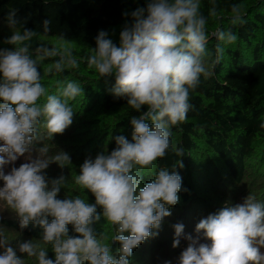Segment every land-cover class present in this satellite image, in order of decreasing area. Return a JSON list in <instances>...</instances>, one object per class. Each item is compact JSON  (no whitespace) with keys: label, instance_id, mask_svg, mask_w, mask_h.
I'll return each mask as SVG.
<instances>
[{"label":"clouds","instance_id":"clouds-1","mask_svg":"<svg viewBox=\"0 0 264 264\" xmlns=\"http://www.w3.org/2000/svg\"><path fill=\"white\" fill-rule=\"evenodd\" d=\"M209 3L205 15L202 0H148L146 7L131 12L119 46L102 30L96 46L79 58L63 34L53 43L45 39L50 20L40 33L23 27L17 10L9 9L5 23L12 34L3 43L12 47L0 48V212L13 214L21 230L31 224L43 231L39 239L21 242L20 233L0 224V264H131L133 250L158 235L170 208L180 203L177 169L184 167L185 153L173 143L172 129L186 121L201 77L214 75L224 46L237 41L232 27L246 22L243 5L235 3L232 27L209 32V19L219 16L217 0ZM210 37L217 41L213 49ZM34 39L39 46L33 47ZM81 63L99 78L114 77L111 94L140 115L130 119L131 140L116 136L110 153L87 157L79 174L71 176L75 188H70L69 177L47 176L53 163L61 169L72 165L70 155L53 151L49 142L73 123L71 102L83 95V88L76 80L57 79L52 92L43 81L79 69ZM169 150L177 159L170 167H157ZM20 157L25 162L16 167ZM145 170L152 179L142 184ZM61 189L67 190L63 199L58 198ZM101 220L106 230L98 231L94 226ZM172 227L173 248L182 238L188 241L178 264H264V202L255 195L202 218L196 237L184 234L183 223ZM201 232L211 243L199 242ZM113 242L120 245L115 255Z\"/></svg>","mask_w":264,"mask_h":264},{"label":"trees","instance_id":"trees-1","mask_svg":"<svg viewBox=\"0 0 264 264\" xmlns=\"http://www.w3.org/2000/svg\"><path fill=\"white\" fill-rule=\"evenodd\" d=\"M235 3L243 5L246 22L232 27L229 16L231 5ZM210 6L209 0H202L201 10L205 15ZM141 7L146 5L137 8ZM217 7L219 16L209 19V32L217 27H232L238 39L234 44L224 46L223 59L216 66L214 75L207 79L201 77L200 87L191 93L192 108L186 121L172 129V141L184 149L185 155L182 157L184 167L177 169L182 177L180 203L171 207V213L185 209L182 213L187 220L185 225L209 214L207 209L203 210V198L197 194L205 193L216 201L231 199L230 189L241 184L247 175L249 161L264 144V127H261L264 123V0H217ZM10 8L17 10L16 18L23 27L43 33V22L50 20V32L46 38L56 39V35L63 34L71 43L86 44L90 48L96 46L100 31L108 33L111 28L131 23V15L123 0H0V21L4 24ZM39 43L34 39L33 47ZM216 43L210 37L209 49H213ZM69 75L64 71L55 78L64 80ZM108 78L112 83L103 92L99 107L114 114L108 145L110 153L116 148L115 137L122 135L127 121L140 113L128 108L125 99L111 94L109 90L115 80L114 77ZM94 83L98 84V81L94 79ZM176 159L169 150L167 157L158 161L157 167H170ZM69 167L73 171L75 165L72 163ZM145 172L142 180L147 184L152 176L148 170ZM220 186L229 190L222 192ZM87 193L88 202L94 203V196ZM0 222L21 230L18 219H2ZM94 227L98 231L106 229L103 220ZM164 228L174 231L172 225L163 224L161 229ZM42 231L39 226L31 224L21 230L30 239H39ZM69 234H74L70 225ZM48 257L54 259V254L49 251ZM141 262L145 263L144 259Z\"/></svg>","mask_w":264,"mask_h":264},{"label":"rangeland","instance_id":"rangeland-1","mask_svg":"<svg viewBox=\"0 0 264 264\" xmlns=\"http://www.w3.org/2000/svg\"><path fill=\"white\" fill-rule=\"evenodd\" d=\"M126 3L129 14L135 11L139 5H146L147 0H123ZM123 28V25H119L115 28H111L108 31V37L115 42H120V32ZM11 30L7 27L6 24L0 21V48H11V45H6L3 43L4 39L11 35ZM49 43L55 42L54 38H45ZM75 54L77 57H82V53H87L90 48L88 45H78L71 43ZM49 61H45V66ZM42 73V67L39 69ZM67 71V70H65ZM70 73L68 79L76 80L82 85L83 95L77 97L75 101H72L73 109L75 111L73 117V123L65 130L61 135H55L54 139L50 141L52 145L55 146V150H63L68 153L71 158V162L75 165L74 170L72 171L70 167H65L61 169L57 164L53 163L46 169L47 176L49 178H57L60 175H65L70 179V188H75L71 184V176L79 174L80 165L83 161L91 156L95 158L98 153L107 152L108 145L111 141L110 130L114 123L113 113L104 111L99 107L101 96L103 92L110 87L112 83L111 78H99L94 71L87 69L86 63H81L80 68L76 70L67 71ZM94 79L98 81V84L94 83ZM57 80L55 76L45 77L43 83L46 87H49L52 92H55L54 82ZM60 80V79H59ZM132 126L130 120L127 121L125 128L122 131V135L131 140ZM36 154L33 153V156ZM25 162V157H20L15 161V166L19 167L21 163ZM12 165L6 167L5 171L10 170ZM142 184L145 182L142 180ZM3 185V182L0 181V186ZM225 192L226 189L224 186H220V191ZM66 189H61V192L58 195V198L63 199L66 195ZM232 194H230L231 199H235L233 202L230 200L226 201H216L206 195L205 193L197 194L199 198H203L204 209L208 210L209 214L215 213L221 208H223L226 203L230 205H235L236 203H242L244 198L250 194L255 195L256 198L264 202V144L260 146L259 151L256 155L249 161L247 167V175L242 180L241 184L238 186L233 185L230 189ZM82 194V193H81ZM196 194V192H195ZM75 195V193H73ZM88 198V193L86 191ZM185 209L178 210L176 213H171L170 216L165 217L163 224L174 225L176 223H183L184 225V234L188 235L186 230H189L193 237L197 236L195 232V226L200 221L195 218L191 225H185V216L183 218V212ZM202 210V209H201ZM171 211V208H170ZM172 212V211H171ZM208 214V215H209ZM177 216H179L177 218ZM206 218V217H205ZM2 219H16L13 214L5 210L0 212V220ZM0 224H2L0 222ZM7 227V226H6ZM11 230H14L20 233L18 240L27 241L31 240L24 232L17 230L12 227H7ZM186 228V230H185ZM106 230V229H105ZM157 231V230H153ZM164 236L166 238H164ZM174 231H170L168 228L158 230V235L156 237H150L141 243L137 248L133 250L131 256V264H178V258L181 252L187 247L188 241L181 239L180 245L176 248H173V239ZM200 243H211L204 235L203 232L199 234ZM16 241H13L15 243ZM118 242H113L111 247L113 254H116V250L119 248ZM3 250L0 249V254ZM21 258H24L22 254ZM138 255V256H136ZM145 261L142 263L141 260Z\"/></svg>","mask_w":264,"mask_h":264}]
</instances>
